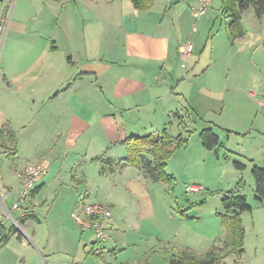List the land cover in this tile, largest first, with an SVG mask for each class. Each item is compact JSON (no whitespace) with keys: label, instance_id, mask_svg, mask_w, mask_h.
Segmentation results:
<instances>
[{"label":"crops","instance_id":"0c3cea01","mask_svg":"<svg viewBox=\"0 0 264 264\" xmlns=\"http://www.w3.org/2000/svg\"><path fill=\"white\" fill-rule=\"evenodd\" d=\"M198 5V0H153L137 9L131 0H15L6 36L10 31L11 40L15 35L22 37L23 41L17 40L22 52L14 62L4 63L9 45L4 40L0 54V130L6 128L14 137L9 154L14 160L27 161L22 168L47 157L67 159L73 155L77 162L90 160L99 167L111 159L121 171L103 176L100 168V179L94 183L82 173L72 177L71 185L84 188L78 199L86 204L95 186L97 190L107 188L108 180L113 179L133 202L132 216L136 217L114 219L112 215L106 222L110 236L92 242L88 250L83 241L91 231L83 232L78 241L52 247L49 223L44 225L35 212L39 194L50 189L47 174L26 206V215L34 218L25 223L20 218L25 239L16 235L0 249L7 264H170V257L179 250L201 253L181 238L177 232L181 228L154 217L157 211L148 187L150 180L141 177L139 168L121 162L126 157L120 156L122 149L116 151L125 148L120 143L131 136L156 137L165 128L171 134L183 131L178 118L186 122L189 116L184 107L186 93H179L175 85L180 86L190 71L199 79L208 70L193 74L201 62V40L195 35L199 19L193 16ZM257 19L256 38L260 41L263 22ZM209 20L210 16L204 25ZM227 22L230 26L231 20ZM227 31L232 35L230 27ZM216 42L217 37L212 40L213 51ZM96 158L99 160L94 161ZM2 181L11 188L3 177ZM0 227L6 231L14 228ZM213 247L215 244H208L206 251ZM130 251L137 256L126 257ZM231 253L223 264H229L226 259ZM119 256L125 257L124 262Z\"/></svg>","mask_w":264,"mask_h":264},{"label":"rangeland","instance_id":"374dc122","mask_svg":"<svg viewBox=\"0 0 264 264\" xmlns=\"http://www.w3.org/2000/svg\"><path fill=\"white\" fill-rule=\"evenodd\" d=\"M14 2L15 0L10 1L7 10H0L3 17L10 19ZM219 2L220 0H215L213 9L207 10L209 13L199 19L198 33L195 34L201 40V62L193 74H198V71L201 74V70L208 69L207 72L198 79L193 77L190 71L188 78L180 82V86L177 83L175 85L179 93H186L184 107L189 113L186 130L190 131V140L188 146L179 149L167 163L166 172L174 179L173 189H169L166 184L151 181L148 182V187L151 188L152 203L157 211L154 217L181 228L177 230L181 232V238L187 239L188 244L201 252L199 254L208 249V244H215L216 248H222L224 245V241H220L225 238L222 234L226 232L220 218L224 213L223 197L231 193L244 196L252 207V212L242 216L245 255L238 264H264V206L255 199V182L251 174L254 166L264 169V33L258 41L256 25L259 27V22L254 8L251 7L243 17L241 16L243 39L234 38L227 31L229 22L226 23L222 16ZM209 16L208 24L204 25ZM262 22L264 30V16ZM9 36L10 31L4 39L9 42L3 56L4 63L14 62L22 52V45L17 43V40L23 41V38L15 35V39L11 40ZM215 37L218 42L213 51L212 40ZM207 128L213 129L220 139V146L216 150L209 151L202 145L199 135ZM187 131H173L172 135L183 133L186 136ZM120 149V156L125 157L126 148L120 147L116 151ZM9 152L0 149V174L8 187L15 188L16 170L22 168L27 161L14 160ZM47 158L52 163L50 172L45 177L50 189H44L39 194L35 201V212L44 225L49 223L50 245L58 247L63 242L78 241L83 233L72 220L71 213L80 203L78 198L84 195L85 190L74 188L71 185L72 177L84 173L94 183L100 179L101 167L90 160L86 162L79 159L77 162L73 155L67 159ZM237 164L245 166V169L238 168ZM113 165V169L107 168L108 173L103 176L121 171L118 165ZM139 170L141 177L147 179L140 168ZM108 181L107 188L97 190L96 186L94 187L95 190L87 198L86 205L100 204L111 207L114 219L127 215L135 219L136 216H132L133 202L128 199L125 190H121L119 183H115L113 179ZM240 182L243 183L242 189L237 188ZM194 186L200 191L189 190ZM13 215L23 230L8 220L3 221V225L6 228L13 226L17 235L25 239L24 227L18 215L15 212ZM180 220L182 226L179 224ZM144 222L148 220L145 219ZM38 233L42 234L40 229ZM45 233L46 228L44 236ZM95 237L92 232L84 235L83 242L87 250L92 242L97 241ZM199 237L206 238L207 241H199ZM210 237L215 238L209 242ZM12 240L17 242L16 238ZM258 244L260 252L256 254L255 248ZM11 247L5 249L2 255ZM231 252L226 262L234 264L238 257L234 251ZM130 253L131 251L126 257L137 256L136 253L135 256L133 252L132 255ZM228 253L229 251H224L221 256L225 259ZM119 260L124 262L125 257L119 256ZM7 263L8 259L0 256V264Z\"/></svg>","mask_w":264,"mask_h":264},{"label":"trees","instance_id":"16d2710c","mask_svg":"<svg viewBox=\"0 0 264 264\" xmlns=\"http://www.w3.org/2000/svg\"><path fill=\"white\" fill-rule=\"evenodd\" d=\"M131 1L135 8L144 9L153 0ZM251 7L256 10L257 17L262 19L264 16V0L222 1L221 14L226 21L231 20L229 27L234 38H241L244 35L241 27V16L244 11L249 10ZM178 122V126L186 131L185 120L178 118ZM199 136L203 147L209 151L216 150L220 146V139L211 128L202 130ZM189 140L190 131H187L186 136L180 134L174 137L170 133L169 128H165L157 137L152 135L131 136L120 143L127 150V155L121 162L131 167L140 168L148 180L166 184L172 190L174 179L166 172L167 163L179 149L188 146ZM13 142L14 137L6 128L0 130V149L4 150V152L11 151ZM98 160L96 158L94 161ZM113 164L114 162L111 159L102 161L101 174H107L106 169H111L114 166ZM237 167L245 169V166L240 164H237ZM251 174L255 182V199L264 206V169L254 166ZM237 188L242 189L243 183L240 182ZM37 192V190L32 192V199ZM222 207L224 213L220 215V218L222 226L226 230L223 247H213L202 254L195 253L189 249H182L170 257V264H223L224 258L221 254L224 251H234L238 258L244 255L245 229L242 216L251 213L252 207L244 196L232 193L223 197ZM33 218L34 216L26 215L21 221L25 223ZM0 229L3 234L0 241L1 249L12 237L17 235V230L12 228L6 231L2 227ZM17 237L21 239V235H17Z\"/></svg>","mask_w":264,"mask_h":264},{"label":"built area","instance_id":"2783aa9c","mask_svg":"<svg viewBox=\"0 0 264 264\" xmlns=\"http://www.w3.org/2000/svg\"><path fill=\"white\" fill-rule=\"evenodd\" d=\"M0 1L2 3V11L10 7V0ZM198 2V7L193 9V16L196 20L207 12L213 0H198ZM9 20L0 14V54ZM50 167L51 163L48 160L25 165L16 171L17 186L15 188H7L3 184L0 174V225L3 224V221L8 220L14 226L23 230L14 217L13 212L18 213L19 219L26 216V206L31 200L32 192L35 191L39 182L49 173ZM189 190L200 191L198 187H190ZM9 202H11L10 205ZM71 218L83 232H93L98 242L105 241L109 237L106 222L112 218V212L108 206L79 203L71 213Z\"/></svg>","mask_w":264,"mask_h":264}]
</instances>
